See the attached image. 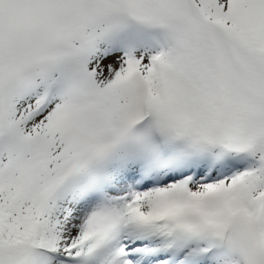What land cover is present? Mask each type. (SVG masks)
Segmentation results:
<instances>
[{"label":"snow or ice","instance_id":"snow-or-ice-1","mask_svg":"<svg viewBox=\"0 0 264 264\" xmlns=\"http://www.w3.org/2000/svg\"><path fill=\"white\" fill-rule=\"evenodd\" d=\"M0 264H264V0H0Z\"/></svg>","mask_w":264,"mask_h":264}]
</instances>
